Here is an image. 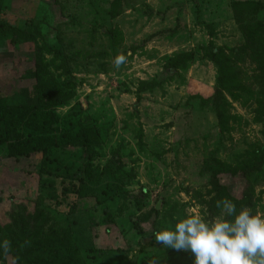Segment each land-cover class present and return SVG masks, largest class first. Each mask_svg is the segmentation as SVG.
<instances>
[{"label": "rangeland", "instance_id": "rangeland-1", "mask_svg": "<svg viewBox=\"0 0 264 264\" xmlns=\"http://www.w3.org/2000/svg\"><path fill=\"white\" fill-rule=\"evenodd\" d=\"M0 20V105L51 95L59 129L87 135L41 173L0 121V264H75L65 226L86 264H191L154 232L224 198L264 214V0H3ZM116 156L78 198L73 176Z\"/></svg>", "mask_w": 264, "mask_h": 264}, {"label": "clouds", "instance_id": "clouds-1", "mask_svg": "<svg viewBox=\"0 0 264 264\" xmlns=\"http://www.w3.org/2000/svg\"><path fill=\"white\" fill-rule=\"evenodd\" d=\"M124 55L114 59L119 68ZM219 214H201L177 218L171 226L154 232L155 241L177 252L191 253V264H264V214L240 207L224 198L216 203ZM10 243L0 241V250L8 252ZM148 264H160L153 258Z\"/></svg>", "mask_w": 264, "mask_h": 264}, {"label": "trees", "instance_id": "trees-1", "mask_svg": "<svg viewBox=\"0 0 264 264\" xmlns=\"http://www.w3.org/2000/svg\"><path fill=\"white\" fill-rule=\"evenodd\" d=\"M39 1L47 3L50 0ZM2 2L3 0H0V11ZM10 30L9 26L0 20V36L5 35V33ZM212 59L215 61L216 56L213 55ZM219 77L218 83L221 86L223 85V81L221 75ZM215 93L216 96L219 97L221 89H216ZM57 104H59L57 98H53L51 95L41 94L35 96L34 99L27 104L16 106L0 105V110L2 111L0 121L3 125L4 139L14 141L9 142L7 145L8 155L11 157L29 158L40 154L41 157L44 158V163L40 170L41 173L50 172L45 163L49 154L55 149L67 150L79 147L85 148L87 153V135L85 133L72 134L69 131L60 130L57 126L60 118L53 112V108ZM16 126L29 129V134L27 136H19L18 133L15 132ZM117 162L118 158L116 156L101 172L98 173L92 171L89 162L85 163L82 172L73 176L77 180V185L73 186L72 189L76 192L77 197H87L90 191L89 185L99 182L103 176L110 175V173L116 171L118 167ZM117 187L118 185L115 184V187L110 189H115L116 191L118 189ZM64 189H66V185H64ZM74 207H71L72 210H70V213L76 212V210H73ZM102 220L107 229L118 227L114 216L107 209H104L103 211ZM63 229L64 234L61 242L63 244L62 247L64 248L62 251L65 254L73 253L74 255L71 259L74 260L75 264H86L80 249L72 240L69 227L65 226Z\"/></svg>", "mask_w": 264, "mask_h": 264}]
</instances>
